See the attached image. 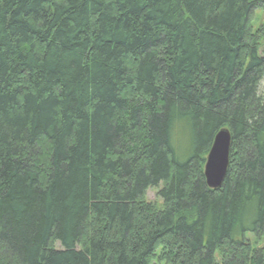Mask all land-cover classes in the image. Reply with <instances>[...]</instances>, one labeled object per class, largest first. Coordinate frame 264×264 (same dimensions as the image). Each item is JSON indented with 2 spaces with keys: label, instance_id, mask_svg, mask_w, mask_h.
<instances>
[{
  "label": "trees",
  "instance_id": "obj_1",
  "mask_svg": "<svg viewBox=\"0 0 264 264\" xmlns=\"http://www.w3.org/2000/svg\"><path fill=\"white\" fill-rule=\"evenodd\" d=\"M256 9L0 0V264H264L245 239L264 236ZM222 129L229 166L210 189Z\"/></svg>",
  "mask_w": 264,
  "mask_h": 264
},
{
  "label": "water",
  "instance_id": "obj_2",
  "mask_svg": "<svg viewBox=\"0 0 264 264\" xmlns=\"http://www.w3.org/2000/svg\"><path fill=\"white\" fill-rule=\"evenodd\" d=\"M232 137L228 129H222L215 136L208 154L204 176L210 189H220L225 180L231 148Z\"/></svg>",
  "mask_w": 264,
  "mask_h": 264
},
{
  "label": "rangeland",
  "instance_id": "obj_3",
  "mask_svg": "<svg viewBox=\"0 0 264 264\" xmlns=\"http://www.w3.org/2000/svg\"><path fill=\"white\" fill-rule=\"evenodd\" d=\"M250 31H251V35L254 37H257L258 35L260 36L262 35V33H264V12L262 9H256L254 11L253 16L251 18V22H250ZM256 40L259 41V47H260L259 53L262 57H264V37L261 36L259 37V39H256ZM259 90H260V94L264 97V81L262 82ZM158 191H159V187L149 189L146 194V201L147 203L153 204L161 208L162 202L160 198L158 197ZM245 239L246 241L250 243V246L252 250L254 251L264 247V236L261 238H258V237L252 236L251 234H247L245 236ZM55 247H59V245L56 244ZM218 255H217V262L219 264H227V263H223V260H221V258ZM153 264H156V263L153 262ZM160 264H170V263L164 262ZM231 264H234V263H231Z\"/></svg>",
  "mask_w": 264,
  "mask_h": 264
}]
</instances>
